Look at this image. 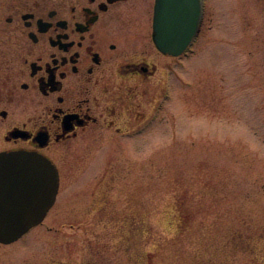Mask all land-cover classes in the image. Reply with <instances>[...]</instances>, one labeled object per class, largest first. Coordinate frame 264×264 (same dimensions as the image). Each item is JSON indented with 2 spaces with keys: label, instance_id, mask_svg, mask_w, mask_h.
Segmentation results:
<instances>
[{
  "label": "rangeland",
  "instance_id": "1",
  "mask_svg": "<svg viewBox=\"0 0 264 264\" xmlns=\"http://www.w3.org/2000/svg\"><path fill=\"white\" fill-rule=\"evenodd\" d=\"M150 62L140 122L70 156L55 205L0 244V264H172L161 256L172 199L200 223L241 217L264 231V0H205L189 50ZM229 257L264 264V244Z\"/></svg>",
  "mask_w": 264,
  "mask_h": 264
},
{
  "label": "flooded vegetation",
  "instance_id": "2",
  "mask_svg": "<svg viewBox=\"0 0 264 264\" xmlns=\"http://www.w3.org/2000/svg\"><path fill=\"white\" fill-rule=\"evenodd\" d=\"M149 2L0 0V153L49 159L61 186L70 156L140 122L132 104L161 56Z\"/></svg>",
  "mask_w": 264,
  "mask_h": 264
},
{
  "label": "water",
  "instance_id": "3",
  "mask_svg": "<svg viewBox=\"0 0 264 264\" xmlns=\"http://www.w3.org/2000/svg\"><path fill=\"white\" fill-rule=\"evenodd\" d=\"M200 0H156L153 42L161 53L181 55L196 35ZM58 174L45 157L0 154V244L9 245L44 220L55 203Z\"/></svg>",
  "mask_w": 264,
  "mask_h": 264
},
{
  "label": "trees",
  "instance_id": "4",
  "mask_svg": "<svg viewBox=\"0 0 264 264\" xmlns=\"http://www.w3.org/2000/svg\"><path fill=\"white\" fill-rule=\"evenodd\" d=\"M168 218L173 235L161 239V256L172 264H227L232 253L252 254L264 244L263 229L248 219L225 223L218 218L212 225L198 222L186 199H172Z\"/></svg>",
  "mask_w": 264,
  "mask_h": 264
}]
</instances>
